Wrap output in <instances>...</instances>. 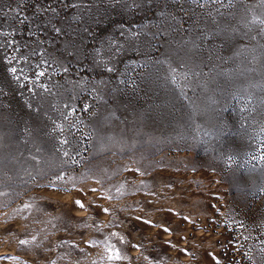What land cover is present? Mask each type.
<instances>
[{"label": "rangeland", "instance_id": "rangeland-1", "mask_svg": "<svg viewBox=\"0 0 264 264\" xmlns=\"http://www.w3.org/2000/svg\"><path fill=\"white\" fill-rule=\"evenodd\" d=\"M0 264H264V0H0Z\"/></svg>", "mask_w": 264, "mask_h": 264}, {"label": "snow or ice", "instance_id": "snow-or-ice-1", "mask_svg": "<svg viewBox=\"0 0 264 264\" xmlns=\"http://www.w3.org/2000/svg\"><path fill=\"white\" fill-rule=\"evenodd\" d=\"M146 2L150 3L151 0H146ZM71 6H72V7H76L77 5L73 4V5H71ZM56 32L59 33V32H60V29H56ZM12 71L15 72L16 70H15V69H12ZM108 71L111 72L112 69L109 68ZM40 75H43V73H40ZM77 204H80V202L77 201ZM80 206L83 207V205H80ZM165 231H167V229H165ZM21 243H25V241H21ZM109 258L111 259L112 257H109ZM117 258H118V257H117Z\"/></svg>", "mask_w": 264, "mask_h": 264}]
</instances>
